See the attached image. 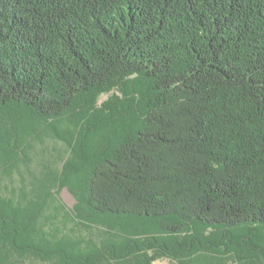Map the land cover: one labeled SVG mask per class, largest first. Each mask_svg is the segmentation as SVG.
Instances as JSON below:
<instances>
[{"label":"trees","instance_id":"16d2710c","mask_svg":"<svg viewBox=\"0 0 264 264\" xmlns=\"http://www.w3.org/2000/svg\"><path fill=\"white\" fill-rule=\"evenodd\" d=\"M113 88L75 210L124 236L64 263L264 264V0H0L1 248L51 254L28 221V113Z\"/></svg>","mask_w":264,"mask_h":264},{"label":"rangeland","instance_id":"374dc122","mask_svg":"<svg viewBox=\"0 0 264 264\" xmlns=\"http://www.w3.org/2000/svg\"><path fill=\"white\" fill-rule=\"evenodd\" d=\"M124 104L125 96L113 88L100 92L86 104L76 105L54 121H42L28 113L27 164L21 165L28 172V206L31 208L28 221L39 228V236L51 254L44 258L38 253L2 249L0 242V264H65L59 252H67L70 257L77 251L78 255L98 251L103 254L101 248L106 242L122 240L124 231L120 228L125 224L91 220L86 215L79 216L75 208L81 210L83 188L93 156L107 144L112 119ZM64 172L71 177L70 183L61 181ZM12 179L15 185L19 183L17 173ZM31 214L33 219H29ZM99 259L101 264H115L113 260ZM151 264H176V261L161 258Z\"/></svg>","mask_w":264,"mask_h":264}]
</instances>
